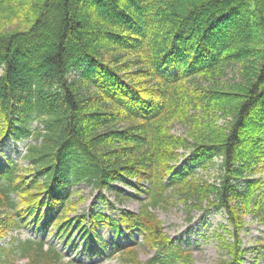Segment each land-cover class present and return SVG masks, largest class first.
<instances>
[{
  "label": "trees",
  "instance_id": "16d2710c",
  "mask_svg": "<svg viewBox=\"0 0 264 264\" xmlns=\"http://www.w3.org/2000/svg\"><path fill=\"white\" fill-rule=\"evenodd\" d=\"M0 72V145L32 140L26 166L0 163V237L55 225L67 243L82 234L90 256L136 262L138 243L109 244L110 227L143 236L146 264H194L155 213L182 204L190 220L226 213L218 264L251 250L264 264V240H242L246 216L264 224V0H0ZM82 183L144 198L137 212L101 198L108 212L71 217ZM9 244L0 262L65 263L46 239Z\"/></svg>",
  "mask_w": 264,
  "mask_h": 264
},
{
  "label": "rangeland",
  "instance_id": "374dc122",
  "mask_svg": "<svg viewBox=\"0 0 264 264\" xmlns=\"http://www.w3.org/2000/svg\"><path fill=\"white\" fill-rule=\"evenodd\" d=\"M1 73V72H0ZM233 76V72L229 73L227 79ZM223 121V120H222ZM35 127L38 122H34ZM174 132L183 134L185 128L181 124H176ZM32 142L31 139L22 141H15L13 138H7L2 141L0 145V163L5 162L8 158L18 160L23 166L27 165L24 160V155L27 151L28 144ZM17 161V162H18ZM206 175L214 177L216 171L214 169L204 171ZM119 190L123 189L127 193H136L132 187L123 184H117ZM77 193L73 194V202L76 204L74 211L70 212V216L74 217L76 213L82 214L89 211L96 205H101L103 208H110L108 202H101V198L107 199L109 202L114 203L116 209L113 212L118 215L120 210H129L137 212L141 207V200L144 196L139 198H120L117 190H106L100 193L98 190L93 189L91 185L82 183L74 187ZM107 211V210H106ZM108 212V211H107ZM158 219L161 222V230L169 235L173 240L180 241L185 247L189 248L193 253L194 264H218L222 258L227 256L219 246L217 233H223L222 225L227 223V215L222 210L194 211L192 213V220L189 219L186 208L182 204H173L165 209L158 208L155 210ZM247 229L242 232V240L245 248L254 249L264 240V224L258 220L253 219L251 216L245 217ZM47 230H36L33 225L26 226L19 230H9L5 237H0V247L7 246L13 237L19 239L35 238L46 239L48 244L58 247L64 255V264H146L147 261L153 257L155 250L150 248L143 236L138 232H125L122 234H115V231L110 227H103L99 233L105 241L109 244L113 241L119 243H138V258L137 261L127 262L119 252L116 255L110 253L107 256H90L85 249V239L79 232L73 233V242H66V238L61 239L57 228L53 225ZM74 244V245H73ZM10 246V244L8 245ZM256 252L251 250L246 256L244 264H262L255 260ZM0 264H29L25 258H19L10 262H0Z\"/></svg>",
  "mask_w": 264,
  "mask_h": 264
}]
</instances>
